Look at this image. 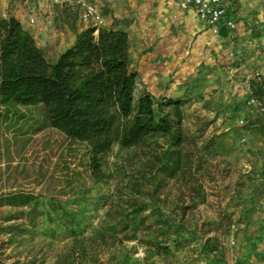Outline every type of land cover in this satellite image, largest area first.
<instances>
[{
    "label": "rangeland",
    "instance_id": "374dc122",
    "mask_svg": "<svg viewBox=\"0 0 264 264\" xmlns=\"http://www.w3.org/2000/svg\"><path fill=\"white\" fill-rule=\"evenodd\" d=\"M125 1L136 0H122V6ZM222 2L234 28L193 67L188 84L197 87L208 79L217 85L203 90L201 108L187 114L190 97L151 95L184 103L191 168L175 179L152 169V140L143 150L114 146L101 158L105 178L94 183L86 147L54 124L35 95L19 102L6 120L0 116V196L53 197L68 215L40 216L31 226L27 209L0 208V264H213L237 240L264 264V114L253 111L247 118L242 112L243 106L251 110L250 96H260L251 76L264 77V0ZM105 4L96 5L104 18ZM77 16V8L69 10L72 25ZM113 22L126 32L132 21ZM129 69L137 73L136 94L145 92L130 56ZM138 207L144 210L130 221L126 215ZM164 220L179 225L166 258L148 244L153 225ZM128 223L135 224L133 239L127 238L132 228H123Z\"/></svg>",
    "mask_w": 264,
    "mask_h": 264
},
{
    "label": "trees",
    "instance_id": "16d2710c",
    "mask_svg": "<svg viewBox=\"0 0 264 264\" xmlns=\"http://www.w3.org/2000/svg\"><path fill=\"white\" fill-rule=\"evenodd\" d=\"M136 87L137 73L129 69V39L122 30L88 27L49 62L16 19L0 20V116L6 120L29 95L42 99L54 124L86 147L87 168L94 183L105 178L101 158L114 146L143 150L152 140L155 172L175 179L191 168L182 127L183 101L136 94ZM158 139L163 140L161 145ZM62 204L53 197L25 192L0 196V208L27 209L31 226L40 216L68 218ZM143 210L138 207L126 216L132 221ZM134 226L123 227L132 228L128 239L134 238ZM178 226L165 220L153 225L155 235L148 244L159 256H170V238L176 236Z\"/></svg>",
    "mask_w": 264,
    "mask_h": 264
},
{
    "label": "crops",
    "instance_id": "0c3cea01",
    "mask_svg": "<svg viewBox=\"0 0 264 264\" xmlns=\"http://www.w3.org/2000/svg\"><path fill=\"white\" fill-rule=\"evenodd\" d=\"M90 1L100 5L106 3L109 13L104 18L102 28L121 30L114 20L129 18L132 21L126 31L129 56L138 67L142 91L152 96L168 91L177 98L190 97L192 103L184 111L187 114L201 108L205 102L202 99L203 90H212L217 85L205 79L197 87H190L191 70L209 56V51L218 48V44L228 38L226 33L230 29L221 27L218 35L212 34L199 21L194 10L179 11L173 0L125 1L123 6L122 0ZM149 1H154V5ZM72 9L76 10L66 1L0 0V20L6 17L16 19L31 35L47 61L53 62L72 45L75 35L86 29V25L78 19L79 15L72 25L67 17ZM29 19H33V24L29 23ZM222 30L225 35L221 34ZM199 75V78L204 77L202 73ZM242 112L247 118L253 115V111L245 106ZM222 258L231 264H260L241 240L224 252Z\"/></svg>",
    "mask_w": 264,
    "mask_h": 264
},
{
    "label": "built area",
    "instance_id": "2783aa9c",
    "mask_svg": "<svg viewBox=\"0 0 264 264\" xmlns=\"http://www.w3.org/2000/svg\"><path fill=\"white\" fill-rule=\"evenodd\" d=\"M53 2H70L78 10L80 21L96 29L104 24L102 11L89 0H51ZM176 7L179 11L192 9L197 14L200 22L204 23L212 34L218 35L221 27L234 28V22L227 17L226 9L222 0H176ZM33 24V19H29ZM252 86L259 90L260 96H250L246 102L248 108L258 114H264V77L258 72L251 76ZM235 244L230 242V246ZM213 264H231L229 261L217 259Z\"/></svg>",
    "mask_w": 264,
    "mask_h": 264
}]
</instances>
